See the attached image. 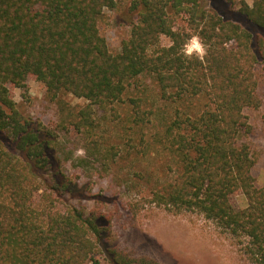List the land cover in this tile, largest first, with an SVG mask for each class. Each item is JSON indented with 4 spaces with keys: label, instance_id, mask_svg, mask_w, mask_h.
Returning <instances> with one entry per match:
<instances>
[{
    "label": "trees",
    "instance_id": "trees-1",
    "mask_svg": "<svg viewBox=\"0 0 264 264\" xmlns=\"http://www.w3.org/2000/svg\"><path fill=\"white\" fill-rule=\"evenodd\" d=\"M224 1L252 28L201 0H132L136 19L112 52L99 21L116 0H0V264H99L98 253L110 264H159L106 247L104 198L88 210L70 202L86 197L62 170L55 135L32 126L10 96L8 85L26 89L29 75L51 99L67 93L87 101L74 127L92 139L104 166L118 152L97 148L95 106L113 107L131 80L151 76L160 98L184 109L177 106L160 138L176 171L150 201L202 214L239 241L251 264H264V186L254 183L244 112L262 103L264 0ZM193 37L202 55L185 51ZM131 112L136 127L148 121ZM236 193L245 198L238 209L230 201Z\"/></svg>",
    "mask_w": 264,
    "mask_h": 264
},
{
    "label": "rangeland",
    "instance_id": "rangeland-1",
    "mask_svg": "<svg viewBox=\"0 0 264 264\" xmlns=\"http://www.w3.org/2000/svg\"><path fill=\"white\" fill-rule=\"evenodd\" d=\"M131 2L116 0L115 7L104 9L100 18V32L112 52L120 50L121 40L129 34L131 23L136 19ZM201 3L204 7L215 8L225 18L252 28L237 11L231 10H236L237 5L231 7L224 0H201ZM177 23L184 25L186 17H180ZM162 42L166 43L167 38L163 37ZM190 53L197 54L195 49ZM8 88L22 117L32 126L40 125L55 135L62 170L72 182L82 185V190L76 194L86 197H72L70 202L88 210L100 205L95 203L96 198L105 199L104 205L100 206L111 218L107 248H115L133 258L147 256L159 264H251L239 241L202 214L168 211L150 201L152 190L170 179L177 168L160 138L165 122L175 114L178 106L160 98L151 76L140 75L131 80L122 101L113 107L101 109L95 106L93 139L97 148L104 151L113 146L118 152L105 166L98 154L92 155V139L74 127L78 110L87 101L67 93L51 99L32 75L27 77L26 89L10 84ZM258 92L262 98L261 105L244 112L251 124V132L245 141L251 147L254 158L252 175L259 187L264 186L263 79L258 84ZM131 99L139 103V107H135ZM201 103L197 101L193 106L198 108ZM132 110L144 112L148 121L136 127L130 117ZM230 201L235 209L245 205L241 193L232 194ZM95 257L99 264H110L105 253H98ZM86 264L93 263L88 261Z\"/></svg>",
    "mask_w": 264,
    "mask_h": 264
},
{
    "label": "clouds",
    "instance_id": "clouds-1",
    "mask_svg": "<svg viewBox=\"0 0 264 264\" xmlns=\"http://www.w3.org/2000/svg\"><path fill=\"white\" fill-rule=\"evenodd\" d=\"M195 49L197 54H200L203 52V48L201 45L197 42V39L193 37L191 41L186 45L185 51L186 52H192V50Z\"/></svg>",
    "mask_w": 264,
    "mask_h": 264
}]
</instances>
